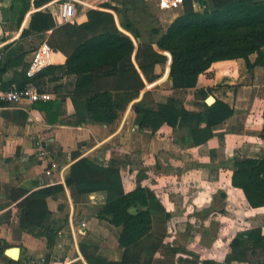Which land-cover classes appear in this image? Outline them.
<instances>
[{"label":"crops","instance_id":"obj_1","mask_svg":"<svg viewBox=\"0 0 264 264\" xmlns=\"http://www.w3.org/2000/svg\"><path fill=\"white\" fill-rule=\"evenodd\" d=\"M36 1L0 0V49L5 55L0 77L3 87L17 85L25 78L33 50L44 40L53 48L52 65L64 64L68 55L91 36L83 25L88 22L91 9L112 13L118 27L138 47L134 35L121 26L119 9L127 8L125 0H80L76 2V16L69 22L58 17L62 0H45L38 6ZM139 1L142 7L153 3ZM205 2L209 4V0ZM180 9L157 14L162 32L183 12V6ZM45 12L52 14L55 25L31 27L33 16ZM153 47L158 50L155 43ZM136 51L132 60L145 84L139 90L137 79L117 83L114 78L98 80L101 90L110 89L125 96V108L114 121L93 117L85 98L72 92L74 76L52 80L53 74H47L40 79L45 91L42 100H62L61 115L55 123H49L45 113L34 108L33 103L0 106V264H88L80 250L81 241L88 239L97 244L99 255L123 261L126 249L118 244L121 227L97 217L102 203L93 202L89 195L74 196L65 183L70 165L92 153L116 162L126 191L142 186L154 193L150 237L170 243L155 248L146 244L131 250L130 255L135 252L139 264H165L168 259H173L171 264H203L204 260L227 264L232 252L230 242L237 233L260 227L264 234V206L251 207L243 190L232 184L235 157L264 155V65L248 67L244 58L216 61L199 75L195 87L175 88L169 75V52H165L168 58L164 64L155 65L156 79L147 80L137 63ZM256 58V53L250 55L252 63ZM131 84L134 86H128ZM199 88L210 89L211 96L228 102L234 109L227 120L214 127L207 142L185 144L184 136L189 137L186 127L174 129L167 123L158 128L137 126L134 104L145 102L149 96L156 103L154 108L162 97L170 96L187 109L201 112L202 105L195 98ZM36 140L52 149L55 156H39ZM77 151L81 155L73 158ZM53 159L58 162L57 168L51 167ZM57 183L64 184L65 190L48 198L49 224L57 229L55 242L49 246L46 237L25 232V210L17 206L23 197L15 200L12 195L17 190L31 192ZM82 221L87 225L78 230ZM219 241L225 244V250ZM13 247L20 249L18 257L9 253ZM208 249L214 252L209 253ZM260 254L251 255L253 262L264 261V254Z\"/></svg>","mask_w":264,"mask_h":264},{"label":"trees","instance_id":"obj_2","mask_svg":"<svg viewBox=\"0 0 264 264\" xmlns=\"http://www.w3.org/2000/svg\"><path fill=\"white\" fill-rule=\"evenodd\" d=\"M44 1L37 0L35 3L38 6ZM200 2L206 5L203 11L195 10L192 0H184L183 12L165 31L156 30L155 33H160V36L151 43L141 40L140 31L131 25L125 15L126 7L120 8L121 26L138 40L137 48L133 39L118 27L112 13L91 9L88 11V22L83 24L88 27L91 36L68 55L66 62L48 66L33 79L26 76L25 70V78L17 85L23 87L33 82L42 93L45 92L40 81L43 76L53 74L52 80L74 76L73 94L85 98L86 107L96 120L111 122L125 108V96L110 89L101 90L97 86L98 80L114 78L117 83L137 79L136 90H139L145 84L132 60L135 50L137 63L147 80L156 79L155 65L166 62L168 56L165 52H169L172 56L169 75L171 85L175 88L195 87L199 75L216 61L244 58L248 67L264 65V0ZM50 25H55L53 16L45 12L33 16L30 26L43 28ZM153 43L158 50L153 47ZM253 53L257 54V58L252 63L250 55ZM209 92L210 89L204 88L195 92L197 103L203 108L201 112L187 109L170 96L162 97L156 108L146 105L144 101L137 102L134 104L136 124L139 128H158L164 123L174 129L186 127L189 137L184 136V143L203 144L213 136L214 127L234 112L233 107L224 100L217 98L208 103L206 99L211 96ZM32 105L45 113L49 123H55L61 115L62 100L59 98L40 99ZM261 136L264 138V128ZM80 155L77 151L73 153V158ZM65 183L72 189L74 196L89 195L93 202L102 203L96 211L97 217L121 227L118 244L126 249L123 261H113L99 255L97 244L85 240L81 241L80 250L88 264H139L137 254L133 252L130 255V251L146 245L145 241L150 237L154 211L152 190L140 186L126 191L116 162L101 158L96 153L73 162ZM232 184L243 190L251 207L264 206V155L235 157L232 161ZM64 190V184L57 183L31 192L17 190V194L12 195L13 199L23 197L17 206L25 210L28 221L23 227L25 232L35 237H46L49 246L55 242L57 229L49 224L51 210L48 198ZM230 248L232 252L227 256V264H231L232 259L248 262L246 264H264V261L255 263L246 259V255H253L257 248L264 251L262 228L237 233L230 242ZM203 264H215V261L204 260Z\"/></svg>","mask_w":264,"mask_h":264},{"label":"built area","instance_id":"obj_3","mask_svg":"<svg viewBox=\"0 0 264 264\" xmlns=\"http://www.w3.org/2000/svg\"><path fill=\"white\" fill-rule=\"evenodd\" d=\"M80 0H62L60 2V10L58 17L63 22L72 21L76 16V2ZM155 3L164 8H172L174 6H183L184 0H145ZM192 6L195 10L200 9L203 5L200 0H192ZM5 61L4 52L0 49V77ZM53 63V48L47 40L42 41L32 52V57L26 68V76L33 79L40 74L44 69ZM42 99V93L33 82H29L23 87L16 84L3 87L0 82V106L5 104L15 105L23 102L33 103ZM35 147L37 154L43 158L54 157L55 153L52 149L47 148L42 141L36 140ZM58 162L53 159L51 162L52 168H57ZM87 223L82 221L77 227L78 230H84Z\"/></svg>","mask_w":264,"mask_h":264},{"label":"rangeland","instance_id":"obj_4","mask_svg":"<svg viewBox=\"0 0 264 264\" xmlns=\"http://www.w3.org/2000/svg\"><path fill=\"white\" fill-rule=\"evenodd\" d=\"M126 3V10H125V15L126 17L128 18V20L133 24V25H136V29H138L140 31V35H141V39L143 42H147V43H151L153 41H156L159 36H160V33H155V31H159L161 32V26L159 24V20H158V17H157V14L160 13V12H163L165 10H168L169 13L172 12V10H176V11H181L182 9H180L181 7H178V6H174L172 8H164V7H161V6H158L156 5L155 3H151V4H145L143 5L142 7V4L140 3L139 0H125L124 1ZM132 2H137V3H132ZM142 8L145 9V12H142ZM179 9V10H178ZM165 63V62H164ZM162 63V64H164ZM145 104L150 106V107H155V104L156 103H153L152 102V99H151V96H149L147 98V100L145 101ZM263 213V210L260 212V213H256L257 216H261V214ZM264 215V214H262ZM242 226H247V224H245L244 222H241ZM209 240H211L212 242L215 241V239H212V238H208ZM206 239V242L207 240ZM203 240V239H202ZM85 241V240H84ZM86 241H90L89 239L86 240ZM209 242V241H208ZM146 244H149L151 247L155 248V247H162L163 245H168L170 242H163V240L161 239H158V238H155V239H152L151 237H149L146 241H145ZM220 245L222 248H224L225 250V244L221 243L219 241ZM227 245V244H226ZM209 250V253L211 252H214V250L210 251ZM260 251V255L264 254V251L261 250V248H257V251L256 253L258 254ZM218 254V257H220L219 255L221 253H216ZM224 256V254H223ZM258 257V255H257ZM255 256V258H257ZM246 259L253 262L254 260L252 259V256L248 253L246 255ZM258 260V259H257ZM173 262V259H168L167 262L165 264H171ZM195 262L192 261V264H194Z\"/></svg>","mask_w":264,"mask_h":264},{"label":"water","instance_id":"obj_5","mask_svg":"<svg viewBox=\"0 0 264 264\" xmlns=\"http://www.w3.org/2000/svg\"><path fill=\"white\" fill-rule=\"evenodd\" d=\"M206 101H207L208 103H212V102L215 101V98H214V96H209V97L206 99ZM19 252H20V249H19L18 247H13V248L9 249V253H13V254L17 255V257L19 256ZM13 254H10V255L12 256ZM12 257H13V256H12Z\"/></svg>","mask_w":264,"mask_h":264}]
</instances>
